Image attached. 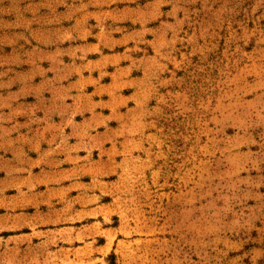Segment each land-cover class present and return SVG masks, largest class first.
<instances>
[{"label": "rangeland", "instance_id": "374dc122", "mask_svg": "<svg viewBox=\"0 0 264 264\" xmlns=\"http://www.w3.org/2000/svg\"><path fill=\"white\" fill-rule=\"evenodd\" d=\"M57 7L0 0V93L22 65L11 43L35 42L7 31L40 25L51 43ZM118 7L91 20L121 39L90 53L105 57L90 60V89L104 87L74 115L108 133L95 146L30 163L5 128L35 117L30 104L0 97V264H264V0Z\"/></svg>", "mask_w": 264, "mask_h": 264}, {"label": "crops", "instance_id": "0c3cea01", "mask_svg": "<svg viewBox=\"0 0 264 264\" xmlns=\"http://www.w3.org/2000/svg\"><path fill=\"white\" fill-rule=\"evenodd\" d=\"M52 1L57 6L62 5L57 7L59 11L56 14L65 17L55 27L62 32L56 33L54 41L48 42L51 37L41 32L40 25L35 27L23 25L21 28L7 31L9 37L24 35L28 38L31 35L35 42L31 44L33 49L25 42H20L18 45L14 40L11 43L7 55L13 56L15 60L20 61L18 64L22 65L14 68L19 77L15 79L9 76L8 88L0 93V97L1 95L6 99L12 97L18 103L30 104L31 113L35 117L30 116L29 112H22L20 117L10 118L5 128L15 131L10 137L13 140L11 146L20 148L25 159L35 165H40L46 160L57 159L64 162L72 160L71 152L59 155L54 152L53 146H95L96 141L99 142L108 135L104 130L96 131L92 129V124L88 125L91 118L89 115H84L81 120H77L74 115L78 113L77 109L83 107V103H77L79 99L94 102L95 97L92 93L104 87V85L94 86L90 89L93 85L89 70L90 60L99 58L101 61L105 58L103 55L93 57L91 54L102 51L100 48L105 47L106 42L115 48L120 44L121 39L119 35H112L108 41H103L102 31L94 33L91 20L96 19L101 24L106 13H110L111 17L117 16L119 20L118 3L122 0ZM45 9L42 11L44 14L47 13ZM24 17L28 18L26 15ZM66 18L71 19L65 22ZM29 27L33 30L31 34ZM92 36H95V39ZM31 52L34 55L33 62H30L29 58ZM108 55L111 58L117 57L115 52ZM13 65L2 66V69L6 67L12 71ZM42 103L47 105L46 117L41 119V113L37 110L43 107ZM12 112L11 106L7 113ZM16 156L17 153H13V157ZM68 168L62 167L60 170ZM17 177L21 180L28 178L23 175Z\"/></svg>", "mask_w": 264, "mask_h": 264}]
</instances>
